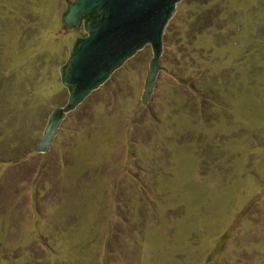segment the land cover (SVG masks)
<instances>
[{"label": "rangeland", "instance_id": "374dc122", "mask_svg": "<svg viewBox=\"0 0 264 264\" xmlns=\"http://www.w3.org/2000/svg\"><path fill=\"white\" fill-rule=\"evenodd\" d=\"M65 1L0 0V264H264V0H181L38 153Z\"/></svg>", "mask_w": 264, "mask_h": 264}, {"label": "water", "instance_id": "95a60500", "mask_svg": "<svg viewBox=\"0 0 264 264\" xmlns=\"http://www.w3.org/2000/svg\"><path fill=\"white\" fill-rule=\"evenodd\" d=\"M181 0H66L60 20L82 27L85 36L69 46L65 63L59 67L60 82L68 90L64 106L48 116L42 135L31 149L43 153L64 115L79 105L93 90L111 79L112 73L149 44L152 56L144 77L141 103L149 97L160 68L162 35Z\"/></svg>", "mask_w": 264, "mask_h": 264}]
</instances>
